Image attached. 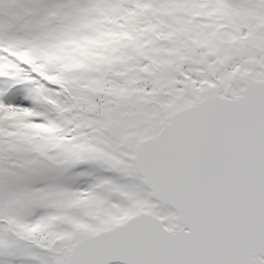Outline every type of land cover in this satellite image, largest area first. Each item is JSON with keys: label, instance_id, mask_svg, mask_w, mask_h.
<instances>
[{"label": "snow or ice", "instance_id": "6c2138e0", "mask_svg": "<svg viewBox=\"0 0 264 264\" xmlns=\"http://www.w3.org/2000/svg\"><path fill=\"white\" fill-rule=\"evenodd\" d=\"M0 264H264V0H0Z\"/></svg>", "mask_w": 264, "mask_h": 264}]
</instances>
